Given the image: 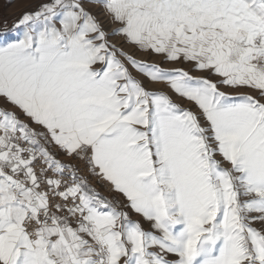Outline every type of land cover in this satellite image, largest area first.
<instances>
[{
  "label": "snow or ice",
  "instance_id": "snow-or-ice-1",
  "mask_svg": "<svg viewBox=\"0 0 264 264\" xmlns=\"http://www.w3.org/2000/svg\"><path fill=\"white\" fill-rule=\"evenodd\" d=\"M0 264H264V0L0 19Z\"/></svg>",
  "mask_w": 264,
  "mask_h": 264
},
{
  "label": "rangeland",
  "instance_id": "rangeland-1",
  "mask_svg": "<svg viewBox=\"0 0 264 264\" xmlns=\"http://www.w3.org/2000/svg\"><path fill=\"white\" fill-rule=\"evenodd\" d=\"M23 8V0H0V19L9 21L18 15Z\"/></svg>",
  "mask_w": 264,
  "mask_h": 264
}]
</instances>
